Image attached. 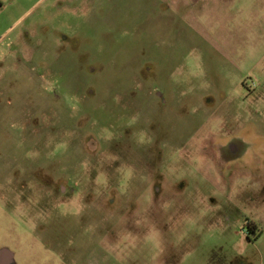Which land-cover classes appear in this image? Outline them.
<instances>
[{
  "label": "rangeland",
  "instance_id": "1",
  "mask_svg": "<svg viewBox=\"0 0 264 264\" xmlns=\"http://www.w3.org/2000/svg\"><path fill=\"white\" fill-rule=\"evenodd\" d=\"M0 250L264 264V0H0Z\"/></svg>",
  "mask_w": 264,
  "mask_h": 264
},
{
  "label": "flooded vegetation",
  "instance_id": "2",
  "mask_svg": "<svg viewBox=\"0 0 264 264\" xmlns=\"http://www.w3.org/2000/svg\"><path fill=\"white\" fill-rule=\"evenodd\" d=\"M62 192L65 193L66 192V189L63 187L62 188ZM4 250V249H3ZM3 250H0V256L2 255V257L4 256V251ZM4 258V257H3ZM2 260V259H1Z\"/></svg>",
  "mask_w": 264,
  "mask_h": 264
}]
</instances>
